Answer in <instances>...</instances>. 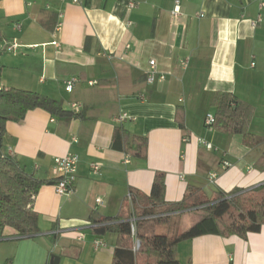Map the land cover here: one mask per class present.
I'll list each match as a JSON object with an SVG mask.
<instances>
[{
	"label": "crops",
	"instance_id": "obj_1",
	"mask_svg": "<svg viewBox=\"0 0 264 264\" xmlns=\"http://www.w3.org/2000/svg\"><path fill=\"white\" fill-rule=\"evenodd\" d=\"M173 7L172 0H0V46L18 45L0 50V88L44 95L77 114L34 109L5 123L0 153L43 184L33 203L37 233L21 237L5 227L0 264H54V257L57 264H111L115 249L133 247V239L100 233L98 222L127 217V194L149 196L157 173L164 174L169 204L180 202L188 188L212 198L264 184V149L204 124L214 116L211 100L218 92L235 95L253 107V118H264V8L253 0H180V15L173 18ZM258 14L261 21L253 25ZM150 60L164 76L151 85L145 81ZM69 78L78 82L66 92ZM123 113L131 119L116 123ZM117 129L144 137L145 155L113 148ZM65 154L78 156L77 176L73 191L58 195L54 159ZM196 212L151 232L181 234L202 218V212L193 218ZM176 253L179 264H264V224L245 238L182 241Z\"/></svg>",
	"mask_w": 264,
	"mask_h": 264
},
{
	"label": "trees",
	"instance_id": "obj_2",
	"mask_svg": "<svg viewBox=\"0 0 264 264\" xmlns=\"http://www.w3.org/2000/svg\"><path fill=\"white\" fill-rule=\"evenodd\" d=\"M98 84V83H97ZM214 123L210 128L222 135H239L244 145L254 148L259 142L249 132L254 116L253 107L226 92L215 93L211 100ZM34 109H41L51 116L71 117L77 114L65 111L61 104L44 95L14 88H0V147L4 126L8 121H20ZM147 141L144 137L131 136L124 129H117L112 147L133 157H143ZM43 181L27 173L13 157L0 153V238L5 227L12 228L21 237L37 233V215L33 211L34 198ZM164 174L154 176L149 196L130 190L131 202L126 205L128 215L115 224L109 219L98 222V232L114 231L131 239L129 219L136 221V238L139 249L118 246L111 264H179L176 246L179 242L202 235L242 238L248 233L260 231L264 224V184L247 191L217 192L212 198L197 188H188L183 199L177 203L164 201ZM200 211L202 218L181 234L155 236L154 226L169 225L182 214ZM151 232V233H150Z\"/></svg>",
	"mask_w": 264,
	"mask_h": 264
},
{
	"label": "built area",
	"instance_id": "obj_3",
	"mask_svg": "<svg viewBox=\"0 0 264 264\" xmlns=\"http://www.w3.org/2000/svg\"><path fill=\"white\" fill-rule=\"evenodd\" d=\"M58 1H63V0H58ZM82 0H71V2L73 4H80ZM174 7L173 10L171 12V16L173 18H177L180 15V0H172ZM254 2L257 3L258 5V9L259 11H262L264 8V0H253ZM133 7V4H130L128 6L129 9H131ZM61 14H59L60 16ZM261 14H258L257 20L255 22H253V25H256L257 23H259L261 21ZM128 24H130L128 22ZM17 29H19V26H17ZM61 29V24H57L55 32L54 34H58V32ZM52 46L54 47H58L59 44L56 40H53V42L51 43ZM18 47L17 44H11V45H4V46H0V50L5 51V52H12L14 51L16 48ZM181 67L182 68H186L187 66V61L183 60L181 62ZM164 76L163 75H159L155 69V62L154 60H150L149 61V69L147 70L146 73V78L145 81L147 84H153L155 81L158 80H163ZM78 82L77 78H69L63 81V85H64V90L66 92H71L73 86ZM89 86H95L97 85L96 81H90L88 82ZM70 107L73 110H77L79 108V106L77 104H71ZM131 119V117L125 113L118 115L117 117L114 118V121L118 124H121L123 122H125L126 120ZM214 123V116L212 115H207L205 117L204 120V124L207 127H210L212 124ZM202 144L206 147V149H212V145L210 143H207L205 141H201ZM78 162H79V158L77 155L75 154H65L64 156H60V157H56L54 159V168L57 174V180L54 183V189L56 194L58 195H68L73 191L74 188V184L76 181V176H77V167H78ZM124 162L128 163L129 162V156H125L124 158ZM224 167H228L229 163L224 162L223 163ZM92 170L95 173L99 172V166L97 164H93L91 166ZM215 178V174H210L209 175V180L210 182H213ZM127 201L130 203L131 202V195L130 193L127 194ZM96 203H100V200H96ZM136 221L137 218L135 216H131L129 219V223H130V234H131V238L133 239V251L136 252L139 247H140V242L139 240L136 238ZM97 244H99V242H95L94 246H97Z\"/></svg>",
	"mask_w": 264,
	"mask_h": 264
},
{
	"label": "rangeland",
	"instance_id": "obj_4",
	"mask_svg": "<svg viewBox=\"0 0 264 264\" xmlns=\"http://www.w3.org/2000/svg\"><path fill=\"white\" fill-rule=\"evenodd\" d=\"M209 111L213 113V110L211 108L209 109ZM250 126L251 129L249 132L256 133L255 137L259 141V145L261 146V148L264 149V118H252ZM192 216L193 218L197 217L198 219L201 217V213L196 212Z\"/></svg>",
	"mask_w": 264,
	"mask_h": 264
},
{
	"label": "water",
	"instance_id": "obj_5",
	"mask_svg": "<svg viewBox=\"0 0 264 264\" xmlns=\"http://www.w3.org/2000/svg\"><path fill=\"white\" fill-rule=\"evenodd\" d=\"M58 263V257H54V264Z\"/></svg>",
	"mask_w": 264,
	"mask_h": 264
}]
</instances>
